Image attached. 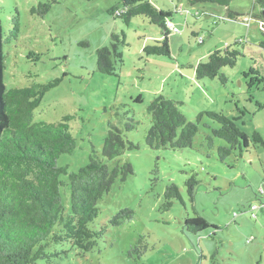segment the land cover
<instances>
[{
  "label": "rangeland",
  "instance_id": "374dc122",
  "mask_svg": "<svg viewBox=\"0 0 264 264\" xmlns=\"http://www.w3.org/2000/svg\"><path fill=\"white\" fill-rule=\"evenodd\" d=\"M154 1L173 14L178 31L168 35L170 57L143 53V47L161 41L163 33L143 16L129 24L112 16L116 0H0L4 41L10 36L4 44L6 87L60 80L34 111L35 122L56 123L72 116L69 127L76 147L56 166L69 165L74 172L86 166L91 147L100 151L110 125L138 147L117 161L130 164L133 174L125 182L117 179L97 202L100 224L122 209L132 210V219L108 227L99 255L77 257L69 250L51 264H264V210L259 209L264 207V146L250 143L220 162L217 148L226 143L214 139V149H208L205 134L217 125L207 118L198 122L192 149L151 150L144 141L150 127L146 108L157 95L180 103L189 122H197L203 112L223 113L248 137L257 132L264 140V56L259 46L251 45L255 41L245 37L244 24L252 14L253 29L263 41L256 18L260 8L254 0H234L228 10L236 17L228 20L227 10L216 5ZM176 8L182 12L175 13ZM201 11L209 15L197 18ZM15 17L19 31L13 39ZM121 33L126 43L120 46L123 63L114 75L99 73L96 51L110 46L112 34L122 39ZM240 39L248 46L233 68L222 70L225 85L218 79L196 80L199 62ZM139 96L141 103L136 102ZM128 120L137 123L130 133L124 130ZM192 175L198 181L193 199L186 186ZM172 184L181 199L165 211L164 194ZM64 198L67 204L68 193ZM196 216L217 230L194 234L185 220Z\"/></svg>",
  "mask_w": 264,
  "mask_h": 264
},
{
  "label": "trees",
  "instance_id": "16d2710c",
  "mask_svg": "<svg viewBox=\"0 0 264 264\" xmlns=\"http://www.w3.org/2000/svg\"><path fill=\"white\" fill-rule=\"evenodd\" d=\"M185 1L190 7L199 4L223 7L227 10L228 20L236 17L228 10L234 0ZM254 6L260 8L256 18L264 24V0H254ZM110 13L124 24H129L137 16L147 18L151 25L161 30L163 37L161 41L145 45L143 53L146 56L170 57L168 35L172 32L167 28V23H172L173 14L170 11L160 10L148 0H116ZM200 15L209 14L206 11L195 14L197 18ZM12 27L10 34L15 39L19 31L16 17ZM120 35L122 39L112 34L110 46L96 51L99 73L114 75L116 66L123 63L120 46L126 43L125 35ZM4 37L0 22V264H51L52 260L69 250H73L77 257L91 253L99 255L100 244L106 241L109 232L108 227L117 228L130 221L134 212L122 209L107 224H100L97 202L110 192L117 179L125 182L133 174L130 164H119L117 161L126 151L137 150L138 147L129 142L120 129L110 125L100 151L91 147L86 166L76 172L70 170L69 165L56 166L60 157L72 154L76 147L69 127L72 116H64L56 123L35 122L34 111L44 94L57 86L60 80L27 88H7L4 82L7 55L4 44L8 43L10 36L5 41ZM240 40L210 53L206 62H199L194 68L196 80L218 79L225 85L227 78L222 70L233 68L248 46L246 40ZM259 48L264 54V39ZM141 101L142 98L137 97L136 102ZM179 107L180 103L163 95H157L150 101L146 108L150 127L144 140L149 149H192L199 133L198 122L202 118L217 125L210 128V134H205L208 149H214V139L226 143V147L217 148L220 162L232 151L242 153L250 143L264 146L259 133L254 132L252 137H248L232 118L223 113L203 112L198 114L197 122H189ZM136 127L137 123L128 120L124 130L130 133ZM197 185L195 175L186 182L191 199ZM164 198L163 209L166 211L173 200L181 199L177 186L172 184L167 187ZM259 209L264 210V207ZM185 227L194 234L208 228L217 230L200 216L186 219Z\"/></svg>",
  "mask_w": 264,
  "mask_h": 264
},
{
  "label": "crops",
  "instance_id": "0c3cea01",
  "mask_svg": "<svg viewBox=\"0 0 264 264\" xmlns=\"http://www.w3.org/2000/svg\"><path fill=\"white\" fill-rule=\"evenodd\" d=\"M154 4V6L156 7V8H158V9H160V10H163V11H165V9L163 8V7H161L156 1H152ZM176 11H177V8L175 9ZM179 10H181V8L179 9ZM178 10V11H179ZM169 11V10H168ZM237 13V12H236ZM222 20V19H221ZM253 20V19H252ZM252 20L248 23V25H247V23H244L243 21V23L244 24H246V26H247V31H246V38L247 39H251V40H253V41H255L253 44H251V45H254V47H258L259 46V44L261 43V39H260V35L258 34V31H254V29H253V22H252ZM173 24V23H172ZM174 25V24H173ZM260 25V28H261V30L263 31V33H264V27H263V24H262V22L259 24ZM251 29V30H250ZM247 41V40H246ZM263 56H264V54H263Z\"/></svg>",
  "mask_w": 264,
  "mask_h": 264
},
{
  "label": "built area",
  "instance_id": "2783aa9c",
  "mask_svg": "<svg viewBox=\"0 0 264 264\" xmlns=\"http://www.w3.org/2000/svg\"><path fill=\"white\" fill-rule=\"evenodd\" d=\"M251 17H252V15L250 14V15L245 19V22L247 23V25H248V23L250 22ZM167 28H168L172 33H177V32H178V31H177V28H176L175 26H173L172 23H167ZM197 41L200 43V42L202 41V38L199 37ZM241 41H242V40H239V42H241Z\"/></svg>",
  "mask_w": 264,
  "mask_h": 264
},
{
  "label": "clouds",
  "instance_id": "9594fccd",
  "mask_svg": "<svg viewBox=\"0 0 264 264\" xmlns=\"http://www.w3.org/2000/svg\"><path fill=\"white\" fill-rule=\"evenodd\" d=\"M180 12H182V10H179V14H180ZM251 15H252V14H251ZM252 18H253V15H252V17H251V20H252ZM251 20H250V21H251Z\"/></svg>",
  "mask_w": 264,
  "mask_h": 264
},
{
  "label": "water",
  "instance_id": "95a60500",
  "mask_svg": "<svg viewBox=\"0 0 264 264\" xmlns=\"http://www.w3.org/2000/svg\"><path fill=\"white\" fill-rule=\"evenodd\" d=\"M263 27H264V24H263Z\"/></svg>",
  "mask_w": 264,
  "mask_h": 264
}]
</instances>
